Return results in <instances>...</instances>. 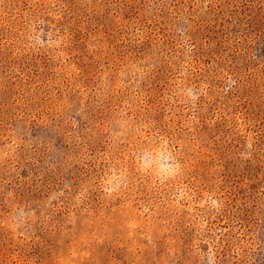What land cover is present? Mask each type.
<instances>
[{"label": "rangeland", "instance_id": "1", "mask_svg": "<svg viewBox=\"0 0 264 264\" xmlns=\"http://www.w3.org/2000/svg\"><path fill=\"white\" fill-rule=\"evenodd\" d=\"M0 264H264V0H0Z\"/></svg>", "mask_w": 264, "mask_h": 264}]
</instances>
